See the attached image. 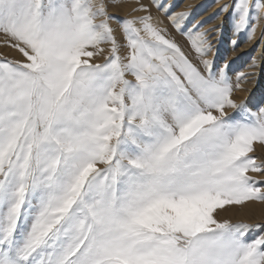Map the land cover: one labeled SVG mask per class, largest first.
<instances>
[{
	"label": "snow or ice",
	"instance_id": "obj_1",
	"mask_svg": "<svg viewBox=\"0 0 264 264\" xmlns=\"http://www.w3.org/2000/svg\"><path fill=\"white\" fill-rule=\"evenodd\" d=\"M115 2L0 0V264H264V225L220 217L264 202V106L234 99L207 33L195 63ZM230 8L251 38L264 0Z\"/></svg>",
	"mask_w": 264,
	"mask_h": 264
},
{
	"label": "rangeland",
	"instance_id": "obj_2",
	"mask_svg": "<svg viewBox=\"0 0 264 264\" xmlns=\"http://www.w3.org/2000/svg\"><path fill=\"white\" fill-rule=\"evenodd\" d=\"M184 1L186 2V0H156V3H158L162 6L160 8H157L156 3H153V0H118V2L109 3L108 12L110 15H114V16L122 19L125 17L133 16L132 15V13H133L132 9L133 8L126 13H122L121 11L116 10L118 7H121L124 4L133 5L134 8L138 7L139 4L146 5L148 10H149L148 14L152 15L154 21H156V20L159 21L161 27H164L168 30L167 31L168 37L169 38L172 37L171 39L175 38L174 40L180 45V47L187 54H189L190 58H192L195 63H198V61L195 59V53L191 49L187 33L189 32V30H191L193 33H195V32L207 33L208 40H209L210 44L212 45V47H211L210 51L208 52V55L206 58L215 60V63L217 66H222L225 62H227L228 63L227 71H228L229 76L232 78L233 83L236 82L237 75L243 74L241 77V80H240L241 88H242V85L244 83L248 82L247 78L254 75V73L245 74V71H246V65L253 58L254 51L257 48V46L259 45L260 39L257 41L255 47H252L250 50L241 51V48H239V47H242L243 42L245 40L251 39V38H249L248 32H246V31L236 32L234 30V28L232 26V22H231V16H230L231 8L229 9V12H222L221 13V11H220V8L223 4H230V6H231L233 4V0H224L223 2H221V6H218L217 9L214 8L215 7L214 0H204V1L203 0H197V1L195 0L194 3L192 2V3H190V5H186V7H188V9L190 11L185 7ZM250 2H251V0H250ZM199 7H201V8H199ZM179 10L181 12L188 13L187 17L183 21H181V30L180 31H178L171 24V22L168 19L169 16H172L176 13H181ZM195 10H196V12H195ZM215 10H216V12H215ZM210 12H212V13H210ZM217 13L218 14L221 13L219 16V17H221V19H219V20H218V16H217L218 14ZM144 14L145 13L141 12V14H139V15H144ZM139 15H136V16H139ZM216 24H217V26H216ZM263 25H264V22H263ZM113 27L116 28L115 34L117 36V39L123 44V42H124L123 36L120 33L119 27H118V25L115 24V22H113ZM263 35H264V26H263L262 32H260V37H262ZM214 36L216 39L214 38ZM2 39H3V36H2V34H0V40H2ZM104 47H105V49H107L108 46H104ZM0 53L7 55L9 58H14V57L18 58L17 53H15L11 49L4 46L2 43H0ZM105 54H107V51L105 52ZM125 54H126V49L122 48L121 49V55H125ZM100 59H102V57ZM127 78L132 79L131 76H129ZM258 79L259 80L261 79V81H260L261 83L259 86L260 88L258 87L259 90L253 91L249 96L247 95V97H245L243 99L242 98L239 99L240 96H238V95H239V92L241 90V88H240L234 92V99H237V101L243 100V101L247 102L250 107H254V108L257 106H264V67L260 71H258ZM259 147H261V146H259V145L256 146L257 149ZM261 148H264V147H261ZM257 149H256L255 155L258 157L264 158L263 156H261V154L257 153ZM260 186H264V184H262ZM249 202L254 203V204L264 203V202H260V201H249ZM239 206H241V205L226 206V209L220 213V217L221 218L227 217V219H230L231 221L233 220V222H246V223H250V224L264 225V221H262V222L261 221H250L248 219H239V218H236L237 219L236 220L235 219L236 215H234V214L231 217H229L230 215H228V213H226V212H228V210H231V209L239 210L241 207H243V206H241V207H239ZM223 214H224V216H223ZM260 234H264V232H261V230H259V229L254 230L249 234V238H252V237L260 235Z\"/></svg>",
	"mask_w": 264,
	"mask_h": 264
},
{
	"label": "bare ground",
	"instance_id": "obj_3",
	"mask_svg": "<svg viewBox=\"0 0 264 264\" xmlns=\"http://www.w3.org/2000/svg\"><path fill=\"white\" fill-rule=\"evenodd\" d=\"M195 0H186L185 7L186 5H190V3H194ZM197 1V0H196ZM204 1V0H203ZM224 0H214L215 3V9L218 8V6H221V2H223ZM120 3V2H119ZM198 3V2H197ZM118 5V4H117ZM116 5V6H117ZM140 5V4H139ZM183 5V4H182ZM196 5V4H195ZM230 5V4H229ZM120 6V5H119ZM184 6V5H183ZM195 7V6H194ZM132 8H134L133 5H122L121 7H118L116 10L121 11L122 13H126L128 11H130ZM188 9V7H186ZM185 8V9H186ZM193 8V7H192ZM201 8V7H199ZM213 8V7H212ZM198 9V8H197ZM111 10V9H110ZM189 10V9H188ZM180 11V10H179ZM190 11V10H189ZM181 12V11H180ZM196 12V10H195ZM199 12V11H198ZM213 12V11H212ZM210 12V13H212ZM216 12V10H215ZM209 13V12H208ZM219 13V12H218ZM217 13V14H218ZM222 13V12H221ZM220 13V14H221ZM141 14V12H133L132 15L136 16ZM214 14V13H213ZM220 14H218V20L221 19ZM223 16V15H222ZM210 17V16H209ZM205 19V18H204ZM209 19V18H208ZM157 21V20H156ZM263 20L260 22L259 26L256 28V31L254 33V35L251 37L250 40H245L243 42L241 51H245V50H250L252 47H255L257 41L260 39V43L257 46V48L254 51L253 54V58L249 61V63L246 65V71L245 74H251L254 73V75L250 76L247 78L246 83H244L242 85V88L239 92L240 98L239 99H243L245 97H247V95L249 96L253 91L259 90V86H260V81L258 79V71H260L263 67H264V35L262 37H260V32H262L263 29ZM211 25V24H210ZM204 26V25H203ZM212 26V25H211ZM217 26V24H216ZM207 28V27H206ZM208 29V28H207ZM168 31V30H167ZM212 31V30H211ZM216 36V35H215ZM214 36V38H215ZM172 38V37H171ZM175 39V38H174ZM177 39V38H176ZM216 39V38H215ZM212 41V40H211ZM238 48V49H239ZM240 50V49H239ZM236 53V52H235ZM259 87V88H258ZM236 97V96H235ZM237 100V99H236ZM257 149V148H256ZM257 153L261 154V156L264 157V148L259 147L257 149ZM243 206V205H241ZM239 206V207H241ZM238 208V207H237ZM239 209V208H238ZM228 215H230L229 217H231L233 214L236 215V218L239 219H248L250 221H264V203L262 204H254V203H250L247 202L243 207H241L239 210H235V209H231L228 210ZM236 213V214H235ZM224 216V214H223ZM227 218V217H226ZM237 220V219H236ZM233 221V220H232ZM239 221V220H238ZM246 221V220H245Z\"/></svg>",
	"mask_w": 264,
	"mask_h": 264
}]
</instances>
